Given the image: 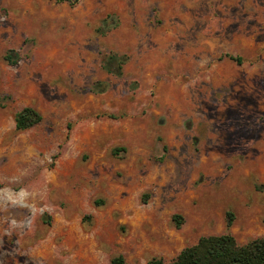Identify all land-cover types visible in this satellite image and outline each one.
<instances>
[{"label":"rangeland","instance_id":"1","mask_svg":"<svg viewBox=\"0 0 264 264\" xmlns=\"http://www.w3.org/2000/svg\"><path fill=\"white\" fill-rule=\"evenodd\" d=\"M223 234L264 238V0H0V264Z\"/></svg>","mask_w":264,"mask_h":264},{"label":"trees","instance_id":"2","mask_svg":"<svg viewBox=\"0 0 264 264\" xmlns=\"http://www.w3.org/2000/svg\"><path fill=\"white\" fill-rule=\"evenodd\" d=\"M240 63L239 58L227 56ZM6 60L15 64L10 56ZM41 121L40 114L30 107H25L14 117L15 129L23 131ZM231 214H228V226L231 224ZM177 226L180 217L174 216ZM109 264H126L123 256H113ZM147 264H264V238L251 239L239 244L230 234L201 237L196 244L186 247L170 262L153 258Z\"/></svg>","mask_w":264,"mask_h":264}]
</instances>
